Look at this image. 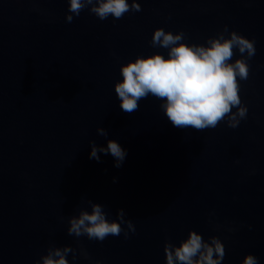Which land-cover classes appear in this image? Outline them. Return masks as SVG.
<instances>
[{"label":"water","instance_id":"obj_1","mask_svg":"<svg viewBox=\"0 0 264 264\" xmlns=\"http://www.w3.org/2000/svg\"><path fill=\"white\" fill-rule=\"evenodd\" d=\"M138 2L119 20L85 8L69 23L68 0H0V264H36L50 245L76 249L70 264H166L165 242L178 245L189 229L221 239L222 264L248 253L264 264V0ZM225 26L256 48L245 54L237 127L176 128L151 95L121 110L120 65L168 54L151 46L155 28L204 44ZM107 139L127 152L120 167L111 154L89 158V142ZM89 200L109 220L123 209L135 232L70 236L68 217L90 211Z\"/></svg>","mask_w":264,"mask_h":264},{"label":"clouds","instance_id":"obj_2","mask_svg":"<svg viewBox=\"0 0 264 264\" xmlns=\"http://www.w3.org/2000/svg\"><path fill=\"white\" fill-rule=\"evenodd\" d=\"M85 8L100 20L109 16L119 20L130 11L142 10L138 0H131V4L129 0H68L66 21L72 22ZM150 44L153 48L167 49L168 54L156 51L151 55H138L120 65L122 79L115 82L114 89L123 112L130 115L138 111L139 101L151 95L161 101V109L176 128L203 131L216 128L223 121L235 128L246 117L247 107L241 101L239 81L248 79L245 54L249 58L255 54L254 39L235 30L229 32L225 26L204 44L188 43L183 31L173 33L157 27ZM234 50H238L240 56L232 62ZM96 131L102 137L108 136L103 127L98 126ZM89 143L90 159L100 161V153L111 154L115 167H120L127 155L115 139H107L106 147L95 141ZM88 203L90 211L80 208L78 215L68 217L70 236H86L102 242L110 235L119 236L124 232L127 238L129 231L135 232V225L125 219L123 209L117 211L118 219L109 220L101 204L91 200ZM122 225H126L127 230ZM69 253L76 258V249L71 246L50 245L36 264H70L66 258ZM164 253L166 264H222L226 254L220 238L213 235L206 241L201 233L192 229L178 245L166 241ZM80 255L90 258L83 248ZM95 264L101 262L97 260ZM240 264H258V257L248 253Z\"/></svg>","mask_w":264,"mask_h":264}]
</instances>
